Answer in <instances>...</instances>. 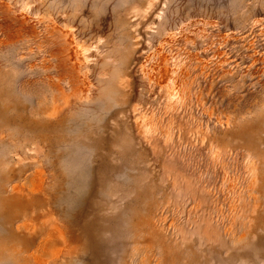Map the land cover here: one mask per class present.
Masks as SVG:
<instances>
[{
	"label": "rangeland",
	"instance_id": "rangeland-1",
	"mask_svg": "<svg viewBox=\"0 0 264 264\" xmlns=\"http://www.w3.org/2000/svg\"><path fill=\"white\" fill-rule=\"evenodd\" d=\"M0 264H264V0H0Z\"/></svg>",
	"mask_w": 264,
	"mask_h": 264
}]
</instances>
